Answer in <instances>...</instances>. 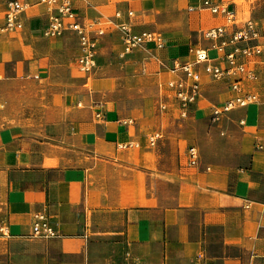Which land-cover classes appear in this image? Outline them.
Here are the masks:
<instances>
[{
	"label": "crops",
	"instance_id": "1",
	"mask_svg": "<svg viewBox=\"0 0 264 264\" xmlns=\"http://www.w3.org/2000/svg\"><path fill=\"white\" fill-rule=\"evenodd\" d=\"M9 1L0 0V17ZM20 1L29 4L23 27L0 30V238H9L0 264H264V50L245 58L256 77L243 85L259 100L220 120L241 112V133L227 135L223 145L207 134L174 161V138L157 128L158 117L213 118L214 107L234 94L232 78L203 75L202 93L183 116L169 86L185 77L175 62L192 59L194 47L221 55L205 31L227 23L226 16L201 0H73L81 20L108 22L97 66L74 76L79 34L67 28L62 36H46L47 4ZM231 8L236 17L229 34L253 19L262 36L248 43L264 48V0H235ZM124 22L135 34H161L164 45L144 41L122 55L117 26ZM24 76L48 82L46 98L34 96L30 115L21 108L29 90ZM140 77H150L157 98L139 96ZM156 132L161 137L151 144ZM194 145L196 164L189 153ZM132 150L159 153L156 167L137 162ZM37 213L56 235L33 234Z\"/></svg>",
	"mask_w": 264,
	"mask_h": 264
},
{
	"label": "built area",
	"instance_id": "2",
	"mask_svg": "<svg viewBox=\"0 0 264 264\" xmlns=\"http://www.w3.org/2000/svg\"><path fill=\"white\" fill-rule=\"evenodd\" d=\"M235 0H201L202 6L209 8L214 13L226 16V22L217 24L206 29L205 36L217 40L213 46L221 53L219 57H212L206 48L194 47L193 58L184 62H175L174 70L185 72V77H178L169 81V86L174 89L175 95L181 106V114L186 116L190 105L197 100L202 93L203 75L214 79L232 78L233 96L222 105L213 109L214 120L220 121L223 115L237 107L247 106L259 100V94L255 91L246 90L243 80L255 78V70L249 66V61L261 54L264 50L262 44H251L253 40L259 39L262 34L259 26L253 19L246 22L245 27L236 28L229 34L230 25L235 23V11L231 8ZM47 4L50 11L48 25L44 34L48 37L62 36L67 28H72L80 36V54L78 56L79 69L83 72H92L97 66V51L100 38L106 33V21L94 18L85 22L79 17V12L73 4V0H41ZM29 4L20 0H10L8 10L0 17V30L3 32L14 31L23 27L21 14L28 8ZM133 13V12H131ZM124 35L125 48L122 55L133 51L144 41L155 42L158 46L164 45L161 34L154 31H143L135 34L129 23H121L117 26ZM228 35V36H227ZM224 39L220 40L221 38ZM246 42V43H242ZM232 45L231 49L227 46ZM243 58V59H242ZM225 61L226 64H223ZM223 62V63H222ZM199 66H202L201 69ZM161 133L156 132L150 137V143L156 144ZM132 145L123 144V147ZM191 162L196 164L199 160V149L191 146L189 149ZM5 234L6 227L1 228ZM57 231L44 214L37 213L33 221V234L36 236L49 237L56 235ZM107 264H124L111 261ZM199 264H211L203 261Z\"/></svg>",
	"mask_w": 264,
	"mask_h": 264
},
{
	"label": "rangeland",
	"instance_id": "3",
	"mask_svg": "<svg viewBox=\"0 0 264 264\" xmlns=\"http://www.w3.org/2000/svg\"><path fill=\"white\" fill-rule=\"evenodd\" d=\"M104 1V0H100ZM210 24H212V21H209ZM71 51H75V48H72ZM75 59V58H74ZM71 59V62L73 61V65H75V60ZM89 73L83 72L78 70L77 68L74 70V76H87ZM139 85L141 86L139 89V96L140 97H155L157 98V90L156 88H149L150 77H140ZM22 84L24 88H28L27 93L22 99H21V108L23 115H30L32 113H36L35 110H32V107L36 105V98L34 97L37 95V93L42 92L43 98H46L47 91H46V85L48 82L46 80L40 81L35 80L31 77L24 76L21 78ZM19 81V83H21ZM154 82V79H153ZM30 84V85H28ZM43 86V88L41 87ZM147 86V87H146ZM38 91L36 92V90ZM41 89V90H40ZM133 94V93H132ZM1 103L0 105H2ZM18 107V106H17ZM241 118V112H232L226 115L224 120L218 122L217 120H214L211 118V116H197V115H189L187 117L179 118L177 115V118L175 119H169V116L163 120L162 117H158L157 122V128L162 129L161 132L164 134H172L171 136L174 138L173 140V150H174V158L175 161L177 159V156L180 152V150L184 151L183 154H185V150L187 149V146L193 143H197L199 146H201L202 142L207 141L206 136L207 134H211V137L215 140V142H218L220 145H223L222 139L226 138L229 134H240L241 129L239 128V119ZM147 141V140H146ZM224 141V140H223ZM148 142V141H147ZM155 149V148H154ZM157 151V149H156ZM158 152V151H157ZM137 162L145 163L148 166L156 167V164L158 162L159 153H156L155 151H149V152H143L141 151V154L139 155L138 152L134 154V151L132 150V155ZM5 201V188L0 187V202ZM9 242V238L3 237L0 238V250L1 249H7ZM29 246V245H28Z\"/></svg>",
	"mask_w": 264,
	"mask_h": 264
},
{
	"label": "bare ground",
	"instance_id": "4",
	"mask_svg": "<svg viewBox=\"0 0 264 264\" xmlns=\"http://www.w3.org/2000/svg\"><path fill=\"white\" fill-rule=\"evenodd\" d=\"M2 46V45H1ZM28 85H30V84H28Z\"/></svg>",
	"mask_w": 264,
	"mask_h": 264
}]
</instances>
